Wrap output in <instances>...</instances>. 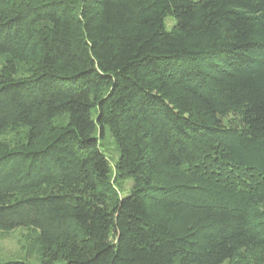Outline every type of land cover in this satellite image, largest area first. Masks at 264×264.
I'll use <instances>...</instances> for the list:
<instances>
[{"label": "trees", "instance_id": "obj_1", "mask_svg": "<svg viewBox=\"0 0 264 264\" xmlns=\"http://www.w3.org/2000/svg\"><path fill=\"white\" fill-rule=\"evenodd\" d=\"M8 128L0 264H264V0H0Z\"/></svg>", "mask_w": 264, "mask_h": 264}, {"label": "rangeland", "instance_id": "obj_2", "mask_svg": "<svg viewBox=\"0 0 264 264\" xmlns=\"http://www.w3.org/2000/svg\"><path fill=\"white\" fill-rule=\"evenodd\" d=\"M174 23L172 16H167L164 19V27L170 30ZM24 131L22 128H8L3 134H0V143L5 146H13L14 143L24 138ZM105 152L112 164L116 159V152L112 149L111 145L105 146ZM123 191L127 192L132 186L131 180L123 182ZM56 188V186L49 187L48 189ZM34 232L29 228L17 227L10 231H0V263L6 261L23 260L30 263H36L42 254V248L35 246L31 237Z\"/></svg>", "mask_w": 264, "mask_h": 264}]
</instances>
